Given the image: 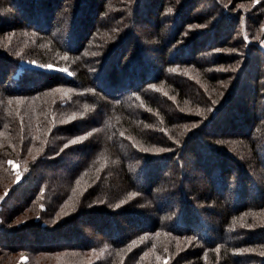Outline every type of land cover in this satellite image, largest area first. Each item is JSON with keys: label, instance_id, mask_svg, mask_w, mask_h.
<instances>
[{"label": "trees", "instance_id": "trees-1", "mask_svg": "<svg viewBox=\"0 0 264 264\" xmlns=\"http://www.w3.org/2000/svg\"><path fill=\"white\" fill-rule=\"evenodd\" d=\"M144 1L0 0V264H264V0Z\"/></svg>", "mask_w": 264, "mask_h": 264}, {"label": "rangeland", "instance_id": "rangeland-1", "mask_svg": "<svg viewBox=\"0 0 264 264\" xmlns=\"http://www.w3.org/2000/svg\"><path fill=\"white\" fill-rule=\"evenodd\" d=\"M27 1H25V3H26ZM145 4H146V2L144 1V0H142V3H141V8L143 7L144 8V6H145ZM152 4V3H151ZM21 65H23L24 67H27V68H33V69H36V70H38V71H44V72H61V73H67V74H69L67 71H60V70H58V69H62V68H60V67H57V66H52L51 68H49L48 66L49 65H41V64H38L37 62H35V61H31V62H27V61H22L21 63H20ZM108 68H106L105 70H107ZM5 165L7 166V170H5V172L7 171V172H10V171H12L13 172V174H14V178L16 177V179H15V181L17 182V181H19V179H18V176L19 177H21V175H20V172H18L17 171V168L18 167H16L15 169H14V167L12 166V165H10L9 164V162L7 161V162H5ZM14 165L15 166H18L17 164H15L14 163ZM14 181V182H15ZM8 185V182L6 183V182H4L1 186H0V195L4 192V191H6L7 190V186ZM20 186H21V184H20ZM2 196V195H1ZM81 225L77 222V223H75V228L76 229H78L79 227H80ZM68 227H71L70 225L68 226ZM66 228L67 227H63V228H60L59 230H61V232L62 233H64V235L65 236H67L68 237V234H70L69 232H67V230H66ZM59 230H58V232H59ZM18 234H19V237L20 238H18L19 240H21V243L22 244H24L25 242H27V243H31V244H39V245H42L43 243L41 242V243H36V242H34V241H32L31 242V240H33V237L31 236V235H26V232L25 231H23V230H21L20 232H18ZM23 236V238L21 239V237ZM71 236V235H70ZM74 238H79L77 235H74V234H72V236L70 237V240H69V244H73V243H75L76 242V239H74ZM53 239H57V240H59L60 242H62V240L61 239H59L58 238V236H53V237H51V239L49 238V241L47 242V243H49V244H54V242H56L57 240H55L54 242L52 241ZM52 241V242H51ZM38 245V246H39ZM65 253H67V252H64V253H62V254H54L52 257H53V259L51 260V262H52V264H65V263H63L61 260H63L64 262H66L68 259H67V256L68 255H66ZM22 255V256H21ZM47 257V255L45 254V253H41L40 254V258H42V257ZM26 260V257H25V255H23V254H19L18 256H16V258L13 260V263H11V264H23V262ZM82 261H87V258H84ZM68 263V262H67ZM2 264H6V263H2Z\"/></svg>", "mask_w": 264, "mask_h": 264}, {"label": "snow or ice", "instance_id": "snow-or-ice-1", "mask_svg": "<svg viewBox=\"0 0 264 264\" xmlns=\"http://www.w3.org/2000/svg\"><path fill=\"white\" fill-rule=\"evenodd\" d=\"M63 59H67V57H63ZM49 68H51L52 66L51 65H49L48 66ZM58 70H60V71H66L65 69H58ZM173 71H175V70H173ZM9 103L11 104L12 102L11 101H9ZM75 117H72V119H74ZM81 140L83 139V138H80ZM77 142H79V141H77V140H73V141H71L70 143H72V144H75V143H77ZM68 145H65V147H67ZM158 151V150H157ZM9 164L10 165H12L13 167H14V169L16 168V167H18V166H15L14 165V163L12 162V161H9ZM18 179H19V176H18ZM6 194V193H5ZM131 198V197H130ZM123 203V202H122ZM117 207H119V205H117Z\"/></svg>", "mask_w": 264, "mask_h": 264}]
</instances>
